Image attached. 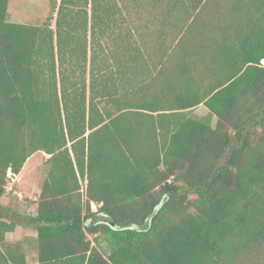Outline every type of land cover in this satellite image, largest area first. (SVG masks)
Instances as JSON below:
<instances>
[{
	"label": "trees",
	"instance_id": "obj_1",
	"mask_svg": "<svg viewBox=\"0 0 264 264\" xmlns=\"http://www.w3.org/2000/svg\"><path fill=\"white\" fill-rule=\"evenodd\" d=\"M8 4L0 264H26L2 247L17 223L1 200L36 152V264H259L244 259L264 243V0H52L38 25Z\"/></svg>",
	"mask_w": 264,
	"mask_h": 264
},
{
	"label": "rangeland",
	"instance_id": "obj_2",
	"mask_svg": "<svg viewBox=\"0 0 264 264\" xmlns=\"http://www.w3.org/2000/svg\"><path fill=\"white\" fill-rule=\"evenodd\" d=\"M52 6V0H9L7 19L11 22L38 25L41 24L53 10ZM132 13L133 9L131 10V14ZM170 32L171 27L168 26L166 33L169 34ZM185 113L190 117L203 118L207 114V108L204 105L199 104L195 108L187 110ZM214 121V118H212V124ZM47 156L48 155L45 153L36 152L26 160L24 167L19 174L13 176L9 171H7L10 182L14 179L15 185L19 186L21 189L29 188L31 185L36 183L34 192H37L40 187L39 185L42 184L41 181L46 174L47 165L44 163V160ZM221 161H223V158ZM82 183L85 185V182ZM23 195L24 194L21 193V198L17 197L21 204H26ZM190 196L194 198L195 194L191 193ZM90 206L93 210H95L97 209L98 204L93 203ZM27 210L30 211L31 206H28ZM249 260H254L259 264H264V243L255 248L252 254L244 259V261Z\"/></svg>",
	"mask_w": 264,
	"mask_h": 264
},
{
	"label": "crops",
	"instance_id": "obj_3",
	"mask_svg": "<svg viewBox=\"0 0 264 264\" xmlns=\"http://www.w3.org/2000/svg\"><path fill=\"white\" fill-rule=\"evenodd\" d=\"M12 175L15 176L17 174ZM9 182L5 187L7 195L4 196L1 200V212L4 217H6V219H12L16 221L17 225L13 230L5 233L2 247L4 248L6 246V248H10L9 246H12L14 248L13 250H15L17 253L23 254L26 264H36V250L34 242V239L36 237V231L33 229L32 226L28 224L26 218L27 215H31L34 213L36 205L35 200L37 198L36 193L39 191L40 187L37 192H34L36 183L34 185H31L29 188L21 189L19 186L15 185L14 179L10 183ZM21 193L24 194L23 196L26 201V204H21L18 199V197L21 198ZM91 204H93V202ZM28 206H31L30 211L27 210ZM18 246L20 248H18Z\"/></svg>",
	"mask_w": 264,
	"mask_h": 264
},
{
	"label": "built area",
	"instance_id": "obj_4",
	"mask_svg": "<svg viewBox=\"0 0 264 264\" xmlns=\"http://www.w3.org/2000/svg\"><path fill=\"white\" fill-rule=\"evenodd\" d=\"M264 62V61H263Z\"/></svg>",
	"mask_w": 264,
	"mask_h": 264
}]
</instances>
